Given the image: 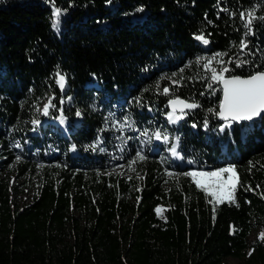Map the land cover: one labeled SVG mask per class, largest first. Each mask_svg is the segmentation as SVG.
Instances as JSON below:
<instances>
[{"label":"trees","instance_id":"trees-1","mask_svg":"<svg viewBox=\"0 0 264 264\" xmlns=\"http://www.w3.org/2000/svg\"><path fill=\"white\" fill-rule=\"evenodd\" d=\"M253 7L264 17V0H0V264H264L250 240L264 233V117L215 137L221 89L196 63L222 53L226 77L264 71V20L245 35L239 16ZM177 98L199 107L173 125ZM59 116L65 136L33 124ZM156 131L184 160L233 166L239 206L214 213L186 169L142 149L135 134L157 147Z\"/></svg>","mask_w":264,"mask_h":264},{"label":"snow or ice","instance_id":"snow-or-ice-1","mask_svg":"<svg viewBox=\"0 0 264 264\" xmlns=\"http://www.w3.org/2000/svg\"><path fill=\"white\" fill-rule=\"evenodd\" d=\"M222 11L227 10L222 9ZM62 15V10L53 5L52 27L54 30H59L60 17ZM239 16L243 21V26L245 29H247L245 35H251L253 33L254 21L258 19L264 20V17H257L255 7L247 11L240 12ZM195 38L204 44L208 43V40L203 34L197 35ZM247 48V41L242 39L240 41L241 52L245 55H254L251 52H246L245 50ZM223 55L224 54L222 53H217L214 57H198L196 60V63L198 64L201 60L205 61L203 67L206 71L211 72L212 83L219 82L221 85H223V98L220 100L219 111L216 113V115L225 121V125L223 127H231L233 123L239 124L243 121H252L256 117H264V71H256L247 78H241L240 76L235 75L226 78L225 73L231 71V69H229L226 64L231 63L232 61H223L222 59H219V57H222ZM213 60L221 65L219 70H217L215 67H212ZM249 63H251L249 60L240 58L235 61V66L237 68H241L245 64ZM56 83L61 87V89H63L64 76L59 72L57 73ZM208 87L211 88L212 84H209ZM163 91L164 94H167L169 89L165 88ZM169 105L172 107V111L168 115L169 120L172 122L182 118V116L176 115L177 110L183 114L184 109H193L199 107V105L195 103H186L185 101L178 98L170 99ZM50 107H52L51 99H49V102L44 105V115L49 114L48 109ZM209 111L212 110L210 109ZM77 115H80V113L77 112ZM33 124H39V121L35 120L33 121ZM205 127H207V123L205 124ZM146 134L147 133H142V135ZM152 135L157 140L161 139L162 136L159 131L154 132ZM163 139L167 141L168 136L163 134ZM171 153L174 157L178 156L175 145L172 146ZM145 158L146 157L142 154V152H137V160H143ZM17 159H19V157ZM133 163H135V161H133ZM183 175L191 177L192 182L196 185V187L204 192L206 197H211L208 202L213 204L214 213L216 211V206L226 202L239 206L236 200V192L237 188L240 186V181L236 169L233 166L216 169L210 172L190 171L183 173ZM155 211L158 216L164 218L162 215L163 211H165L164 209L158 207ZM259 238L264 239V233H261Z\"/></svg>","mask_w":264,"mask_h":264},{"label":"rangeland","instance_id":"rangeland-1","mask_svg":"<svg viewBox=\"0 0 264 264\" xmlns=\"http://www.w3.org/2000/svg\"><path fill=\"white\" fill-rule=\"evenodd\" d=\"M214 64H216V65H219L220 66V64H218L215 60H213V62H212V67H213V65ZM217 70H219V68L217 69ZM210 72V71H209ZM226 77V76H225ZM219 83V82H218ZM65 91V90H64ZM46 103H48V101L46 100V101H44L43 102V104L40 106V108L38 109V112L42 115V116H46V115H44L43 114V108H44V105L46 104ZM177 115H178V113H177ZM165 119H166V121L168 122V123H170V124H173V125H176V124H178V122H179V120L180 119H178V120H176L175 122H172V121H170L169 120V115H166L165 116ZM76 123V122H75ZM256 123H258V122H256ZM256 123H246V126H247V128H253L254 127V125L256 124ZM51 126V130L54 132V133H56V134H61V135H65V134H67L68 133V127H69V123H68V121L63 117V116H59L58 118H56V119H54V120H52V121H48V120H45V119H43L40 123H39V126H41V127H43V128H45V127H47V126ZM225 125V122L221 125V127L219 128V130H218V133L215 135V137H219V135H220V133L223 131L222 130V128L223 129H225V128H227V129H229V128H231L232 127V125H231V127H223ZM255 126H259V125H255ZM206 128L207 127H205V125L202 127V130L203 131H205L206 130ZM60 129V130H59ZM34 133H36V131H34ZM156 141H158L157 139H155ZM162 142L164 143V145L167 143V141H165L164 139L162 140ZM171 145H175L176 147L178 146V144H177V140H173L172 141V143H171ZM72 151V153H74L75 151H74V149H72L71 150ZM181 166H187L188 167V172H190V171H204V172H210V171H214V170H216V169H220V168H224V167H220V168H207V167H205V166H203L202 168H198L197 166H196V164H193V163H191V164H186V165H184L183 163H182V161H180V162H178ZM192 179V178H191ZM30 196V194H23L22 195V200L23 201H25V200H27L28 199V197ZM263 232V229L261 228V227H257L254 231H253V233H252V235H251V237H250V240L251 241H254L256 238H259V236H260V234ZM226 264H244L241 260H238V259H234V258H230V259H227L226 260Z\"/></svg>","mask_w":264,"mask_h":264},{"label":"water","instance_id":"water-1","mask_svg":"<svg viewBox=\"0 0 264 264\" xmlns=\"http://www.w3.org/2000/svg\"><path fill=\"white\" fill-rule=\"evenodd\" d=\"M227 78V77H226ZM219 86H220V89H221V99L223 98V91H222V88H223V85H221L219 83ZM186 102V101H185ZM186 103H189V102H186ZM195 109V108H193ZM193 109H184V112L185 111H191ZM169 111H172V107L169 105ZM218 111H219V108H218ZM177 113H180L179 110H177ZM263 117H256L254 118L252 121H243L239 124L237 123H233L234 125H237V126H240V125H243V124H246V123H256V122H259ZM217 121L221 124H223L225 121L223 119H221L218 115H217Z\"/></svg>","mask_w":264,"mask_h":264},{"label":"bare ground","instance_id":"bare-ground-1","mask_svg":"<svg viewBox=\"0 0 264 264\" xmlns=\"http://www.w3.org/2000/svg\"><path fill=\"white\" fill-rule=\"evenodd\" d=\"M168 114H169V113H168ZM168 114H167V115H168ZM176 148H177V147H176Z\"/></svg>","mask_w":264,"mask_h":264}]
</instances>
